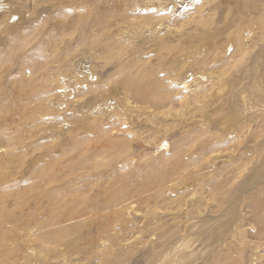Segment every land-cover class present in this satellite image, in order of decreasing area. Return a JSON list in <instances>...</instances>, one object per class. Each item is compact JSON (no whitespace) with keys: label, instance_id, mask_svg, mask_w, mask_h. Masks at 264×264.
I'll list each match as a JSON object with an SVG mask.
<instances>
[{"label":"rangeland","instance_id":"374dc122","mask_svg":"<svg viewBox=\"0 0 264 264\" xmlns=\"http://www.w3.org/2000/svg\"><path fill=\"white\" fill-rule=\"evenodd\" d=\"M0 264H264V0H0Z\"/></svg>","mask_w":264,"mask_h":264}]
</instances>
